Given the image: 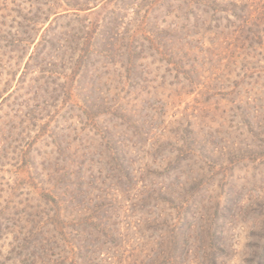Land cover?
Instances as JSON below:
<instances>
[{"label": "rangeland", "instance_id": "374dc122", "mask_svg": "<svg viewBox=\"0 0 264 264\" xmlns=\"http://www.w3.org/2000/svg\"><path fill=\"white\" fill-rule=\"evenodd\" d=\"M31 237L49 264H264V0H0V264Z\"/></svg>", "mask_w": 264, "mask_h": 264}, {"label": "trees", "instance_id": "16d2710c", "mask_svg": "<svg viewBox=\"0 0 264 264\" xmlns=\"http://www.w3.org/2000/svg\"><path fill=\"white\" fill-rule=\"evenodd\" d=\"M231 5V4H230ZM233 7H235L233 5ZM240 10H243V7L240 8ZM244 18H241L239 20H243ZM46 20V19H45ZM44 20V21H45ZM244 21V20H243ZM242 21V23H243ZM50 31V28L49 29H46L44 32V36H46V34ZM41 38V40L39 42L36 43V45L34 46L33 48V52L32 54H30L29 56V59L28 61L24 64V71H28V69H30L31 67L33 69H36L40 64L37 63L35 60L40 56V54H42V51L44 50V48L46 47V45L48 43H50V40H48L47 42L45 41V38ZM107 42V40L105 41ZM93 46L94 45H97L99 46V44H97V42L95 41V44H92ZM106 44H102L101 46L102 47H105ZM107 51V50H106ZM43 60V59H42ZM32 62H34V64H31ZM85 63V61H84ZM31 64V65H30ZM38 69V68H37ZM33 72V71H32ZM31 72V73H32ZM25 72L22 73V78L24 79V76H25ZM79 78H82V74L78 76ZM53 143L55 144V147L59 148V146L61 145V139L59 137V135H56L55 136V139H53ZM63 154V153H62ZM65 174H69V173H62L61 176H58L57 177V180L55 179V182L54 179L51 178V174L48 175V177L50 178L46 183H49L51 184V186L53 187V190L51 192V197L47 194V197L48 198H51V201L52 202H57V201H62L63 203H65L66 205H71L72 204V199L70 198L71 197V188L74 186V183H72L74 180L72 179H68L66 178V175ZM70 175H68L69 177ZM74 179V178H73ZM48 192V191H47ZM55 193V194H54ZM66 195H68L69 198L65 197ZM87 235H90L88 232H86ZM86 240H88L87 238L84 239V241L86 242ZM39 241V238L38 237H31V238H26L24 240V249L30 247V246H33V250L36 249V244H38L37 242ZM89 246H79V247H75L74 249V256H75V259L77 260L76 264H91V259L89 258V255H90V249L88 248ZM38 250L40 251H32L31 254L28 256L30 258L33 259L34 256H36L38 260V262L32 260L31 264L34 263V264H49L51 263L50 260H48V250L45 249L44 247H41V245H39L38 247ZM37 250V249H36ZM41 254L39 255V258L37 257L38 254ZM91 256V255H90ZM26 257L24 258L25 261H27L29 258ZM36 262V263H35ZM53 264H57V260H52Z\"/></svg>", "mask_w": 264, "mask_h": 264}]
</instances>
